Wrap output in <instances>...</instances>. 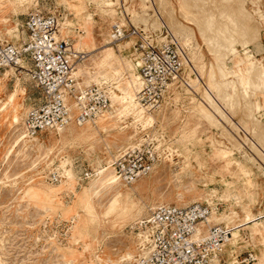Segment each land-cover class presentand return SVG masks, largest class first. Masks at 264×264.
<instances>
[{
  "label": "rangeland",
  "instance_id": "374dc122",
  "mask_svg": "<svg viewBox=\"0 0 264 264\" xmlns=\"http://www.w3.org/2000/svg\"><path fill=\"white\" fill-rule=\"evenodd\" d=\"M34 9L66 18L58 38L86 54L79 86L101 80L113 100L101 119L28 138L24 121L41 93L25 71L0 72V264L132 262L140 220L159 205L194 203L210 205L211 224L231 230L215 264H264V91L234 93L232 85L224 100L216 87L252 63V73L264 67V0H0V42L19 46ZM161 20L200 76L185 63L165 104L134 121L136 94L138 109L121 99L140 80L139 59L133 39L108 44L110 29L119 21L158 31ZM103 46L111 57L89 54ZM192 81L196 94L187 90ZM134 149L151 151V172L105 185L117 155Z\"/></svg>",
  "mask_w": 264,
  "mask_h": 264
},
{
  "label": "built area",
  "instance_id": "2783aa9c",
  "mask_svg": "<svg viewBox=\"0 0 264 264\" xmlns=\"http://www.w3.org/2000/svg\"><path fill=\"white\" fill-rule=\"evenodd\" d=\"M119 14L123 15L120 9ZM24 31L25 40L19 46L0 42V72L9 68L25 71L41 93V101L27 112L23 126L25 137L59 131L71 123L81 125L110 109V93L103 85L80 87L73 78L76 65L86 60V54L77 53L71 41L58 38L57 16L34 9L27 14ZM131 39L139 59L141 87L137 101L150 113L165 104L170 88L180 78L188 59L186 50L164 25L158 31L119 21L111 26V43ZM21 62L26 67L22 68ZM153 162L149 150H123L115 158V177L124 185H132L151 172ZM50 181L58 183L60 177L52 174ZM213 213L210 205L201 203L155 207L137 223L141 237L136 258L121 264H212L214 260L219 261L231 230L226 225L211 224ZM252 257L247 253L245 260H254Z\"/></svg>",
  "mask_w": 264,
  "mask_h": 264
},
{
  "label": "bare ground",
  "instance_id": "6f19581e",
  "mask_svg": "<svg viewBox=\"0 0 264 264\" xmlns=\"http://www.w3.org/2000/svg\"><path fill=\"white\" fill-rule=\"evenodd\" d=\"M26 1H28V0H26ZM146 1V0H145ZM143 2V1H142ZM40 3V2H39ZM146 3V2H145ZM109 5H111V4H109ZM58 7V6H57ZM102 7V6H101ZM126 14V13H125ZM133 16V15H132ZM134 18V17H133ZM132 18V19H133ZM137 18V17H136ZM61 19V18H60ZM65 17H63V21H65ZM62 20V19H61ZM139 20V19H138ZM62 21V22H63ZM121 21H123V20H121ZM62 22H60L59 21V27H60V29H59V31L61 32V33H63V31H64V26H63V23ZM161 23H160V28L158 27V30L159 29H161L162 28V26L164 25L165 26V23L164 22H162V20L160 21ZM157 29V28H156ZM156 29H154V30H156ZM59 31H58V33H59ZM58 37H59V35H58ZM63 40H65V39H63ZM68 40V39H67ZM66 40V41H67ZM111 42H110V40H109V43L108 44H110ZM127 43H131V42H126V44ZM134 43V42H133ZM179 43L181 44V42L179 41ZM183 43L186 45L187 43L185 42V41H183ZM120 44V43H119ZM110 46V45H109ZM72 47H73V49L77 52V53H80V52H78V49L76 48V46L73 44L72 45ZM243 47H244V45H243ZM107 48V46L106 47H104L103 46V48H101L102 50H99L100 48H97V49H95V50H93L91 53H89L90 55H93V54H96L97 53V51H100L99 53H100V55H105L106 53H107V51H104V49H106ZM109 49L111 48V47H108ZM246 48V47H245ZM112 50H113V48H111ZM237 52V50H236V48H232V49H230V53L232 54H235ZM247 52V51H246ZM248 53H250L249 51L245 54V57H243V58H241L242 59V64L244 63V62H248V61H250L249 59H250V57L252 56V55H250V54H252V53H250V54H248ZM83 54V53H82ZM111 53H109V54H107V55H105L104 56V59H106L107 57H111ZM253 58H255L254 56H253ZM21 65H22V68H24V67H26V65L24 64V63H22L21 62ZM136 65L137 66H139V63L138 62H136V64H135V67H136ZM188 69H189V71L190 72H195L196 73V76L198 77V75H199V73H197V70H196V67H194V65L192 64V62L190 61V58H189V60L188 59H186V65H185ZM131 68V67H130ZM10 70H12L13 68H9ZM84 66L82 65V64H78V65H76V67H75V69H74V71H73V78H79V77H81V76H83V75H87L89 72H85L84 70ZM252 69H254V72H255V70L257 71V68H256V66H255V63L253 64H251L249 67H247L246 68V70L243 72V74H242V76H236V75H234V77H232V78H234L233 80H231V77H229V78H227V79H223L224 81L223 82H220V83H217L216 84V87H217V90H220L221 88H223V90H225V95H224V97H223V99L224 100H227V98L230 96L229 94H227V89L230 87V86H232V90L234 91V93L235 92H237L240 88L242 89V92H247V90L249 89V88H254V91L256 90L257 91V89H255V88H258V90H261V91H264V67L262 68V69H258V72L257 73H252ZM21 71V73L23 72L22 70H20ZM25 73V72H24ZM227 74H229V72H227ZM231 74V73H230ZM229 74V75H230ZM233 74V73H232ZM200 76V75H199ZM223 76H224V74H223ZM231 76V75H230ZM104 81H106V80H104ZM83 82H85V83H87V80H85V81H83ZM134 82V83H133ZM132 85L130 86V89L126 92V94L123 96V98L121 99V101L123 102V103H125V104H129V108L128 109H131V110H133V109H138V103H137V101L135 100V98H133L132 97V94H136V97H137V93H138V91L140 90V87H141V81L140 80H138V78H136V80H133L132 81ZM88 84V83H87ZM98 84H101V85H103V84H105L104 82H102L101 80H100V82L98 83ZM183 87V86H182ZM190 87L192 88H187V90L190 92V93H193V94H196V92H194L195 91V85H194V82L192 81V84L190 83ZM194 89V90H193ZM222 90V89H221ZM193 91V92H192ZM223 92V91H222ZM258 92V91H257ZM233 93V94H234ZM16 97H17V92L16 93H14L12 96H11V98H10V101H11V103L12 104H14L15 103V99H16ZM114 98V97H113ZM228 99H230V97L228 98ZM110 100L112 101L113 99H112V97H111V95H110ZM112 105H113V102H112ZM143 110L144 109H142V107L141 108H139L138 109V111H136V112H132L131 113V115H133L134 116V121H138V120H140L141 119V117H142V113H143ZM201 111V110H200ZM204 111V110H203ZM202 111V113L206 116V118L207 119H209V120H212L211 119V117L210 116H212L211 114H209V112H206V111H204L203 112ZM219 112V111H218ZM220 113V112H219ZM109 113L108 112H104L103 113V115L101 114V115H99V116H97L96 118L97 119H95V120H91V121H96V120H98V119H101L103 116H105V115H108ZM205 119V118H204ZM147 121V123H151L152 122V118H148V120H146ZM73 173V172H72ZM72 173L71 172H68V178H72ZM65 174V173H64ZM66 174H67V171H66ZM107 178H105V179H103L102 181L104 182V184L105 185H109V186H111V185H116V177L115 176H113V177H111V176H106ZM43 178V177H42ZM182 206H186V205H182ZM229 242V241H228ZM228 244V243H227ZM113 264V263H112ZM212 264H215V260L212 262Z\"/></svg>",
  "mask_w": 264,
  "mask_h": 264
},
{
  "label": "crops",
  "instance_id": "0c3cea01",
  "mask_svg": "<svg viewBox=\"0 0 264 264\" xmlns=\"http://www.w3.org/2000/svg\"><path fill=\"white\" fill-rule=\"evenodd\" d=\"M263 47H264V44H263Z\"/></svg>",
  "mask_w": 264,
  "mask_h": 264
}]
</instances>
